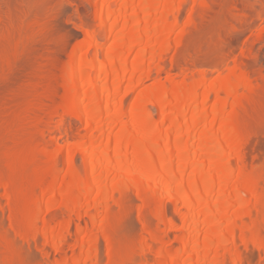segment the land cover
Returning <instances> with one entry per match:
<instances>
[{"label": "rangeland", "instance_id": "obj_1", "mask_svg": "<svg viewBox=\"0 0 264 264\" xmlns=\"http://www.w3.org/2000/svg\"><path fill=\"white\" fill-rule=\"evenodd\" d=\"M123 1L125 0H122V2L120 0H108V5L112 12V23L117 17L120 16L118 20L116 19L113 23V25H115L113 27V31L111 27L112 23L111 25L109 24L107 29H103L100 26L102 0H63L65 13L64 19L65 17L67 18L65 19V28L67 30L69 29L68 31H70L74 37L71 39L69 45L67 46V52H65V54H68H66L67 56L65 54L63 56L64 64L61 63L62 67L60 65L59 74L58 70L54 71L55 75L53 74L52 76V73H49V75H51L50 77H42L39 81H36L37 84L33 83V85L29 87V89H26V91L28 90L25 95L26 98L22 97V100L26 99L25 102H20L19 99L21 98L18 99L19 102L16 99L15 102H17L18 105L16 104V107H14L16 108L17 113L12 114L13 116L11 114L10 116H8L9 113L6 112V115H4L3 121L6 120V122L4 124L2 123V125L3 128L5 127L4 129L8 131L5 132V135L7 134L6 137L8 136V139L6 138L5 145L7 147L5 148V152L7 153L6 155L10 154L9 157L10 160H12L9 161L10 164L11 162H13L10 165V169L12 167V173L15 170L18 172L21 170V172L19 173H16L15 171L16 175H14L15 178H19V182L21 181L20 178H22L23 176L25 177L26 175L28 176V180L26 177L22 179V183L25 182L23 186H28V188H26L27 190L23 186H19V182L18 187H21L20 191H22V188H24L23 190L27 192L23 191V193L25 192L26 195L28 194L29 196L21 193L18 190L19 188L16 189L15 193V190L12 191L13 189H11L12 186L9 187V181H5L6 179L2 181L0 180V195L2 194L0 196V264H12L13 261L14 264H50L49 262H53L52 264H55V260L59 261H57L56 264H90L91 259L93 260V262L95 261L92 264H264V162L260 161L262 162L260 163L257 162V160H253V158H249L250 156H252L250 154L251 150L249 152V146L245 147L247 146L245 140L240 144L243 139H240L239 137L236 142L226 143L227 148H229L228 165L224 167L223 170H221V176H217L214 179L213 186L216 190H219L220 187L223 186L226 191L230 193V196L225 202L220 201V199L218 200V198L215 196L216 194L213 196V199L211 198L212 200L209 199L210 204L212 206L215 205V210L213 209L214 215L211 216L210 220L202 215L199 216V228L198 232H195L196 238L198 239L195 242L192 241V244H189V247L186 246L185 238H187V236L189 237L190 234L194 232L195 227L194 225H192L193 222L191 219H188V222L190 223H188L187 220L183 219V214L185 215L189 211H191L192 213V211L194 210L198 211V209H202L205 202L202 201L200 202L201 204L195 203L196 205L194 204L193 208L189 210L186 208V204L182 196H176L170 191L171 189H168L169 186L167 184V179L174 176L175 171L180 164V157L175 155L177 154V151H167L168 154L173 155V158L168 165L169 167L167 166L168 172L167 169H165L166 171L160 170V167L152 166L145 161H141L140 163L136 161V157L139 152L146 156L150 155V152L153 150V143L151 139L155 134H157V132H161L160 134H166L167 131L171 129L168 131V133L170 132L168 137L169 140L173 142L180 134V131L182 133V128H185L184 130L187 131V126L176 128L175 130L180 129V131L178 132L175 131L174 128H171V122L176 117H178V111H180L178 109L181 107L183 100L180 99L178 101L172 102L170 97L181 85L190 86L192 83V79L190 75H185L179 72V70L175 68L173 64L183 39L187 36L189 30L191 29V18L193 19L197 15V12L202 5L212 2V0H158L156 2L154 1V3L152 0V3H150L151 1H148L149 5L147 1L143 2L145 4H142L140 2L142 4L141 5L138 0H133L134 2L132 3L134 4L127 10L128 12L116 11V9H120ZM159 1L161 2L159 3ZM250 1L255 3L257 9L261 8L260 3L263 0ZM154 4L159 6H155ZM140 5L144 6V8H137V6ZM153 7H158L156 8V10L159 11H156L157 13H155L157 15H154L153 10L155 8ZM179 9V21L177 23H171V21L174 19L173 15L176 14ZM146 10L152 11L151 13L153 15L150 14V12L148 13V11L147 13H145ZM104 11H106V9ZM129 13L130 15H133V18L128 21L124 18L127 14L129 15ZM146 16H148V18H146ZM247 18L248 20L253 19V17L251 16H248ZM166 19L169 20V23L159 24L161 20L163 21ZM125 20L127 21V25L129 27L133 25V27L138 28L140 36L144 33L146 34L141 36V38H139L136 43L134 41V44L132 43V45L130 46L127 45L128 48H131H129L131 53L126 58L128 60L127 63H129L128 65H130V68L127 71L126 75H123V81L121 83L122 86L119 94H117L118 98L116 96L113 97V104L111 106L112 108H110L109 110L113 113L118 104L123 102L124 112L122 113V115H120V117H122L124 121H126L127 118L124 117L130 115V112L133 110V107L135 105H133V103H136V100L138 98H143L144 96V100L147 102V106L149 108L148 110L153 114L154 121L147 123L142 116L137 119V121H134L135 132L132 134V138L136 137V133H139L140 131L148 127L147 140L143 144V147H140L141 151L140 148H127L126 155L130 163L127 168L121 167L119 169L118 167H114L116 165V161L114 159H117V157H119V155L123 153V149L118 148L117 150L115 148V138L116 134L119 133V130L121 132L122 126H124L122 125L123 119L117 120L120 117L117 119L113 118L110 125H108L110 127H106L105 123L101 124L102 122L98 121V119H94L96 121L95 123L94 121L92 123L91 121H89V119L85 118L86 120H84V117L83 120H80V117L82 115L81 113H87V111H85V106L87 107L89 103L91 104V102L95 101L94 99L98 95L95 91L94 85L96 83L98 85L102 84V82L104 81V74H100L98 71H94L92 69L94 62L92 63L91 60L92 57L94 59L93 55L98 51L97 46L95 45H98L99 42H101L100 45L103 46L104 56L105 54L107 55V50L110 52V49H116L117 46L115 45H119L118 42L121 41V37L119 38L120 34L121 36L124 35V33L126 35L129 31L128 26L125 25ZM150 20L152 21L151 23L149 22ZM131 21H136L137 23L134 22L133 24ZM154 25H156V27H154ZM259 25H264V19L260 21L256 20L255 28H258ZM98 33L100 35H98ZM110 34H112V36ZM116 35H119L117 39ZM91 36L96 37L94 39V37L91 38ZM250 36L251 33H247L242 38V41L244 40L245 42L247 38L250 41L252 38V36L251 38ZM123 50L129 51L125 50V47ZM253 51H258L259 56L264 59V40L263 42L257 40L253 45ZM80 57H84V59H86L85 61L83 59L84 63L86 61V64L90 62L89 65H91V69L88 65L85 64L87 66L85 70L88 71L87 68L89 67L88 69L89 71L91 70V75L88 76L89 78H86L85 82L84 80H82L85 75L83 74V77L80 76L82 91L79 97V105L73 106L69 104L70 106H67L64 103L66 102L69 91L71 90L70 88L72 87L66 82L67 76L66 69L64 68L66 65L65 62H67V59L69 58L73 59L74 62H78ZM102 57L103 55H101L100 58L102 59ZM104 60L102 61L104 62ZM75 64L77 66L80 65L79 62ZM213 68L214 67H210V69ZM221 69L219 68L218 71L214 72V74L212 75V79L211 77L209 78L211 79V81H209L208 79L209 83L212 82L213 77H217V75L223 71H221ZM53 79H58L57 81L59 82L58 83L56 81V85L58 86L56 90H54L53 88V82L55 81ZM205 87L202 86L200 89L203 90V88ZM239 90L241 92H244L241 87L238 89V93H240ZM20 91H18V94ZM90 99L92 101L89 102ZM214 100L215 97L213 96L212 99L209 100L208 106H210L214 102ZM164 103L166 105H164ZM195 104L197 103L193 102L192 104H190L188 109H186V113H192V110L196 106ZM104 105L105 103H102L100 107L102 106V109H105L106 106L104 108ZM162 105L164 106L162 107ZM217 115L218 114H209L205 124L201 123L202 126L200 124L198 128L196 127L197 130L195 129L196 132L193 134L194 139L190 141L191 153L188 155L190 156L189 158L192 160L194 159L193 161H195V159L198 161L204 160L205 164L203 168L206 171L210 170L213 165L220 160L221 155L217 154L215 151H211V153H205L198 150L200 147H203V145H205L204 142L202 145V141L204 140L201 141V136L199 135L203 131H210L213 134L217 133V135L214 134V136H212V140L214 141V143L222 137L223 134L218 132L219 129H221V127L223 126L221 121L219 119L215 121L213 120ZM165 116L169 117L165 118ZM9 118L11 119V123ZM12 118L16 120L13 121ZM170 118L172 120H170ZM5 124L7 125V127L12 124L13 125L11 126V128L9 127L8 130ZM106 128H108V131H111V146L112 148H114V151L112 153L113 160H111L113 162H111V165L113 163L115 165L112 166L114 168H112L111 166V168L108 167V171H105V168H102L104 170H102V172H110L108 182L107 184H105L108 188L107 191L98 193V191L96 190L93 191L91 195V200L93 199L97 205V210H95L93 206L91 207L92 212L95 211V214L98 213V217L96 215V225L92 229H84L82 231L83 233L81 232V234L77 235L75 233L76 224L72 223L70 226V231L73 233L72 237L70 238L68 236L69 239L67 241H64V244H61L63 246L60 253L54 252L51 247L45 245V238L43 234L45 226L42 222L44 218H49V213H47L46 210H43L45 209V207H43V209H39L37 207L38 209H36L37 205L35 204L36 200L42 198L43 195H45V193L43 192H45L44 189H46L45 186L47 183H45L46 181H43V184L42 180L44 178H47V181H49L48 179H54L53 181L55 182V186L58 188L61 187V191L56 188L57 194L55 196V200L57 201L55 204L58 207L60 206L61 202V204H65V202H67L68 200V197L69 200L71 196L73 198L74 196L77 197L78 195H75V193L80 192L83 185L81 184V182L79 183L74 179L76 175H70V173L67 172L68 170L66 171V168L68 167H66L67 164L65 163V161L67 162L68 159L66 160L67 157L64 156V153L70 150L69 159L73 158L75 160L76 165H78L76 166L78 170L77 172L84 175L87 170V168L84 167V163L86 160L85 158L87 156V154L84 153V150L86 151L85 148L91 145L89 141V135L94 132V135L100 136ZM227 128L228 129L225 128L226 130H228H225V132H227L225 134L227 136H230V134L232 135V133L234 132V127L230 126V128ZM105 131H107V129ZM32 133L34 134L32 135ZM35 134L36 136H38L36 137ZM195 134L198 135L195 136ZM9 135L11 138L9 137ZM7 142H9V144ZM96 143L99 142H95V145L97 146L99 151L103 149V145H97ZM7 144L10 146H8ZM197 144H200L202 146H197ZM241 145L242 147L238 149ZM6 150L10 151L8 152ZM240 151L241 153H239ZM19 155H23L22 158H18ZM14 159H16L17 162H14ZM18 162H20L18 164V167L22 165L23 168L28 169H24L25 172L30 174H26L22 166V169L18 168L17 166V169H15L14 164L17 165ZM63 164L64 167L62 166ZM56 166L57 170L59 168L61 169L62 166V170L57 171L55 169ZM241 168L242 170H240ZM32 169L35 171L32 172ZM54 169L56 171H53ZM161 169H163L162 166ZM50 171L53 172L50 173ZM88 171L89 169L87 170V172ZM98 171L100 172V170ZM98 171L97 174H100ZM161 171H164L168 174L164 172V174H161ZM198 171L200 172L199 168L195 169V167H188L183 178L185 180H188L192 176L196 175ZM63 172H66L67 174H64ZM22 173H24V175ZM45 173H48V175L45 177L42 176L43 179L40 181L38 178H40L41 175H46ZM52 173L54 176L49 175ZM124 173H127L129 175V180L126 183L122 184L119 181L120 177H122V174ZM140 174L153 177V179L152 181H143L141 183H137L135 178L133 177H136ZM36 175H38L39 177L37 178ZM72 176H74V178H72ZM158 176H160V178ZM25 179L27 181L31 180V182H26ZM32 179L34 180V182H36L37 185L33 183ZM36 179L38 181H35ZM61 181L64 182L61 183ZM38 182H42V185ZM66 182L70 183L66 184ZM22 183L20 185H22ZM29 183H31V186H29ZM159 183H161L162 186L165 185L164 187L168 186L167 189L163 188L160 191L158 190L159 192H156L157 186L160 185ZM33 184H35L34 187ZM67 185H69V187ZM202 185V182L196 184L193 190H200L202 188ZM69 190L72 192H70ZM239 190L243 191V195L242 197L238 198L237 196H235V194L239 192ZM8 194L11 195L8 196ZM14 195L15 197H13ZM4 196H7L9 200H7L6 197L4 198ZM45 196L47 197V195ZM15 198L16 200H14ZM62 199H64V201ZM106 199L108 200L106 203L109 204L108 209L106 208V203H104ZM82 201H84V199ZM15 203H17V205ZM14 204L16 205V207ZM19 206H22L23 208ZM225 207L226 209L224 210ZM12 208H15V212ZM57 210H59V208ZM83 211L84 210H82V218L81 220H79V224L81 226H84L87 223H91L90 219L87 217L88 215L84 216ZM11 212L14 213L12 214ZM17 214L18 216L20 215L19 219ZM164 217L166 218V221H164ZM21 220L22 222H20ZM143 221H147L149 223L148 227L144 226L145 224L143 223ZM19 224L21 227H24L23 230L21 227L19 228ZM190 225L193 226L194 229L191 228ZM233 225L235 226L234 236L230 232H227L230 230V228H233ZM217 226L223 228L220 236L218 238L216 237L214 239H211L210 245L212 246H208L210 248L204 247L205 244L203 245V243L207 238V234L209 235L210 232H214ZM54 227L55 228H53V230L55 232L57 230V232L60 234L61 232L65 233V230V234L68 235L67 227H65V225H63V228L61 225H59L58 227ZM61 229L64 230L62 231ZM125 229L128 230L126 231ZM25 230L29 231L28 234L25 235L26 237L22 234L23 231L24 234L27 233ZM31 238L36 240L40 239V241L37 240V243L38 245L42 246L36 247L34 244L35 241ZM91 243L95 245L93 246ZM28 246L31 249V253L29 252L30 249L28 248ZM42 250L51 251L50 259H47L44 255L42 256V254L44 253ZM93 251L96 252L93 253ZM25 253L27 256L25 255ZM59 254H62V258ZM4 258L6 259L4 260ZM4 261L6 263H4ZM7 261L12 262L9 263Z\"/></svg>", "mask_w": 264, "mask_h": 264}, {"label": "bare ground", "instance_id": "obj_2", "mask_svg": "<svg viewBox=\"0 0 264 264\" xmlns=\"http://www.w3.org/2000/svg\"><path fill=\"white\" fill-rule=\"evenodd\" d=\"M120 1L122 2V0H120ZM138 1H139V3L141 2L142 4H145L143 2H146V1H147V3H148V1H151L150 3H152V0H138ZM154 1L156 2L158 0H153V3H154ZM132 2H134V1L133 0L123 1V4L121 5L120 9L119 10L116 9V11H118V12L119 11H127L134 4ZM160 2L161 1H159V3ZM252 3L253 2H251L250 0H212V2L202 5L200 7V9L198 10L197 15L193 19L191 18V21H190L191 22V29L189 30L187 36L182 41V44L178 50V54L174 60L173 66L175 68H177L179 70V72H181L182 74L190 75L191 79H192V83L190 86L189 85L188 86L187 85L186 86L181 85L178 89H176V91L170 97L172 102L178 101L180 99L183 100V103L181 100L182 105L180 104L181 107L178 109V110H180V111H178L179 112L177 115L178 117H176L174 120H172L170 118V120H172V122H171L172 127L171 128H174V130H175L176 128H180L182 126H187L186 127L187 131L184 130L185 128L181 129L184 131V132L182 131V133H181L180 129L175 130L177 132L180 131V134L176 137V139L173 142H171L169 140V137H168V135L170 133V132L168 133V131L171 129H169L166 134L165 133L160 134L161 132L160 133L157 132V134H155L151 139L152 143H153V150L150 152V155L146 156V155L139 152V154L136 157V161L139 163L141 161H145L152 166L160 167V170L167 169V172H168V167H169L168 165L170 164V161L173 158V155L168 154L167 151H169V150H176L177 151L176 152L177 154H175V155L180 157L179 158L180 164L177 167L174 176L167 179V181H168L167 184L169 186L168 189H171L170 191L174 195L182 196V198L185 201L186 208L189 210H191L193 208V205L195 203L201 204L200 202H202V201L205 202L203 208L201 207L202 209H200V210L198 209V211L194 210V211H192V213H191V211H189L185 215L183 214V219L187 220V222L189 221L188 219H191L193 222V224L192 223L191 224L194 225V227H195V229H194V227L190 225L191 228L194 229V232H193L194 234L189 233L190 236L189 237L187 236V238H185V243H186L187 247H189V244L190 245L192 244L191 243L192 241L195 242L198 239V238H196V233L198 232V228H199V216L202 215L205 218L210 220L211 216L214 215V210H215L214 206L215 205L212 206L210 204V200L213 199V196L216 194L215 196L218 198V200L220 199V201H222V202L223 201L225 202L227 200V198L230 196L229 195L230 193L227 192L223 186L220 187V189L218 188L219 190H216L213 186L214 179L217 176H221V172H222L221 170H223V168L228 165L229 148H227L226 143L236 142L238 140V138L240 137V139L241 138L243 139L240 142V144L245 140V143L247 145L245 147L249 146V148H248L249 152L251 150L250 154L252 156L249 155L250 156L249 158L250 159L253 158V160H257V162H260V161L264 162V59L259 56V53H258L259 50L255 51V52L253 51L254 43L257 40L262 41V42L264 40V25H259L258 28H255L256 27L255 26L256 20L260 21V20L264 19V0L260 3V5H261L260 9L256 8L255 3H253V4ZM63 4H64L63 0H0V8H1V13H0V24H1L0 25V180L2 181V180L6 179L5 181H9L8 185H9V187L12 186L11 189H13L12 191L15 190V193H16V189L19 188L18 190L20 191L21 187H18L19 178H15V176H14V175H16L15 174L16 170L13 173L11 172L12 167L10 169V165L13 162H11V164L9 162V161H12V160H10V157H9L10 154L8 153L9 155H6L7 153L5 152V148L7 147L5 145L6 144V138L8 139V136L6 137L7 134L5 135V132H8V131L5 130L4 129L5 127L3 128V125H2V123L4 124L6 122V120L3 121L4 115H6L5 114L6 112L9 113V115L7 114L8 116H10V114L12 115V114L17 113L15 105L16 104L18 105V103L15 102L16 99L18 102H19V100H20V102H25L26 99L22 100V97L23 98L25 97V95L28 91V90L26 91V89L27 88L29 89V87H31V85H33V83H36V81H39L40 78H42V77H44V78L50 77L51 75H49V73H52V76H53V74L55 73L54 71L58 70V74H59V71H60L59 67H60L61 63L64 64L63 56H64L65 52H67L66 51L67 46L69 45V42L71 41V39L74 37L73 34L70 31H68L69 29L67 30L65 28V23H66L65 19H67V18L65 17V19H64L65 13H64V7H63L64 5ZM101 5H102V14L100 17V26L103 29H107L109 24L111 25V23H112V21H111V13L112 12L109 8L108 0H102ZM136 5H139V4H136ZM141 5L137 6V8L138 7H139V9H142V7L144 8V6H141ZM148 5H149V3H148ZM155 6H159V5H155ZM153 8H155L154 10L152 9L154 12V15H157L155 13H157L156 11H159V10H156V8H158V7H153ZM105 9H106V11H104ZM147 11H148V13L150 12V14H152L151 13L152 11H149V10H146L145 13H147ZM135 12H137V11H135ZM179 12H180V9L177 11L176 14L173 15L174 19L171 21V23H177L179 21L178 20L179 19L178 18ZM119 15H122V14H119ZM127 15L125 16L124 19H127L129 21L131 18H133L132 14L130 15V13H129V15L128 16ZM248 16L253 17V19L251 18L252 20H248V18H247ZM119 17H117L116 19L118 20ZM146 18H148V16H146ZM115 20L113 21V23L115 22ZM134 22H136V21H134ZM134 22H132V23L134 24ZM149 22L151 23L152 21L150 20ZM113 23H112L111 27H112V30L114 31L113 27L115 25H113ZM167 23H169L168 19L163 20V21L161 20V22L159 24H167ZM125 25L128 26L127 21L125 22ZM151 27H153V26H151ZM154 27H156V25H154ZM128 30L129 31L126 35H125V33L122 36H121V34H120V36L116 35V39L118 38V36H119V38L121 37L120 38L121 41L118 42L119 45H117V44L115 45V46H117L118 49L112 48V49H110V52L107 50V52H106L107 55L105 54V56L103 54V46L100 45L101 42H99L98 45H95V46H97L98 51L96 52V54L93 55L94 59L92 57L91 61H92V63L94 62L92 69L94 71L95 70L98 71L100 74L101 73L104 74V81L102 82V84H99V85L96 83L97 87H96V84L94 85L95 91L98 95L95 99L92 98L95 101L91 102V104L89 103V105H87V107L85 106V108H86L85 111H87V113H85V114L81 113L82 115L80 117V120L81 119L83 120V117H84V120L89 119V121H91L92 123L94 121V123H95L96 120H94V119H98V121L102 122L101 124L105 123V125L107 127L108 125H110L113 118H115V119L119 118L120 115H122V113L124 112L123 102L119 103L120 105L118 104L117 107L115 106L116 107V109H114L115 113L114 112L112 113L109 109L112 108L111 106L113 104V97H115V96L117 97V94H119V92H120V89L122 86L121 83L123 81V79H122L123 75H126L127 71L130 68V65H128L129 63H127L128 60L126 58L131 53V51H130L131 48L129 47L130 48L129 49L127 47V45L130 46V45H132V43L134 44V41L136 43L139 40V38H141V36L146 34V33L142 34L143 33L142 32L143 30H142L141 31L142 35L140 36L139 32H138V28L133 27V25H131L130 27L128 26ZM251 31H253V32H251ZM249 32L251 33V36L253 39L250 36V38H251L250 41L248 40L247 37H246L247 40H245V42H244V40L242 41V38ZM98 35H100V34L98 33ZM110 35L112 36V34H110ZM93 37L94 36H91V38H93ZM95 37H94V39H95ZM135 39H137V40H135ZM142 40H140V41H142ZM116 42H117V40H116ZM124 47H125V50H129V51H124L123 50ZM66 54H68V53H66ZM100 54L103 55L102 59L100 58L101 57ZM71 58L67 59L68 61L65 62L66 65L64 67L66 69V76H67L66 82L69 85H71V87H72V88H70L71 90L69 91L67 100L65 99L66 102L64 104L67 106L69 104L73 105V106H78L80 103L79 97H80L81 91H82L81 90L82 89V87H81L82 83L80 84V76H82L83 74L85 75V77L82 79L85 82L86 78H89L88 76L91 75V70L89 71V69H88L89 67L91 69V65H89L90 62H88L86 64L87 61L84 63V61L86 59H84V57H80L81 61H80V59L78 61L80 65L77 66L75 63H78V62L77 61L74 62L73 59H71ZM83 59H84V61H83ZM102 60H104V62ZM121 62H122V64H121ZM102 63H103V65H102ZM104 63H106V64H104ZM85 64L89 66L87 68L88 71L85 70L87 67ZM61 67H62V65H61ZM210 67H214V68L210 69ZM219 68L220 69L222 68L221 71L222 70L223 71L221 73H219L217 75V77H215V78L213 77L212 82L209 83V81H211V79H212V75L214 74V72L218 71ZM132 69H133V67H132ZM61 74H62V72H61ZM58 77H56V78H58ZM210 77H211V79H209ZM208 79H209V81H208ZM53 80H55L53 82L54 83L53 88H54V90H56L58 88V86L56 85V81L58 79H53ZM52 81H51V83H52ZM202 86L203 87L206 86V87L203 88V90H202V89H200ZM240 87L244 90V92L243 91L241 92L239 90L240 93H238V89ZM22 89L25 91H23ZM20 90H22L24 92V94ZM18 91H20L19 94H18ZM55 94H57V93H55ZM213 96L215 97V100L210 106H208L209 100H211ZM19 98H21V99H19ZM90 101H92V100L90 99L89 102ZM136 101H135L136 103H133V105L134 104L135 105L133 107V110L131 111L132 113L130 112V115L125 116V117L123 115L124 118H127L126 121H124V119L122 117L117 119V120L123 119L122 125H124V126H122L121 132L119 130V133H117L118 135L116 134V138H115V140H116V147L115 148L117 150H118V148L123 149V153H121L119 155V157H117V159L116 158L114 159L116 161V165L114 163L111 165V162H113L111 160H113L112 159V153L114 151V148H112V146H111L112 145L111 144L112 143L111 131H108V128H106L107 131H105L106 130L105 129L103 131V133H101L100 136L98 135L99 137L94 135V132L89 135V141H90L91 145L89 147L85 148L86 151L84 150V153L87 154V156L85 158L86 160L84 163V167L87 168V170L89 169V171L87 172V170H86V173L84 175L77 172L78 170H77L76 166H78V165H76L75 160L72 157H71L72 159H69V157H70L69 151L70 150H68L64 153V156L67 157V158L65 157L66 160L68 159L67 162L65 161V163L67 164L66 167H68V168H66V171L68 170L67 172H69L70 175H72V174L76 175L75 178H74V176H72V178H74L79 183L81 182V184L83 185L80 192L75 193V195L76 194L78 195L77 197L74 196V198H73L70 195L71 196L70 200L68 197L67 198L68 200H67V202H65V204H61L62 203L61 202L59 207L56 206L55 203L57 200H55V196L57 194L56 188H58V187L55 186V182L53 181L54 179L53 180L48 179L49 181H47V178H44L46 180H44L42 178V176L43 177L47 176L48 173L47 174L45 173L46 175H41L40 178H38L39 176L36 175V177L40 181L43 179L42 182L46 181L45 183H47L45 186L46 189H44L45 192L42 191L43 193H45V195H47V197L45 195H43L42 198L36 200L35 204L37 205L36 209H38V208L43 209V207H45V209H43V210H46V212L49 213V216L46 215L49 218L48 219L44 218L43 222H42L43 225L45 226V230H44L43 234H44V238H45L44 239L45 245H48L49 247H51L54 250V252L60 253V251H62V246H63L61 244L64 241H67L69 239V237L70 238L72 237L73 233L70 231V226L72 223L76 224L75 233L77 235L81 234V232L84 229H92L95 227L96 219L98 217V215H97L98 213L95 214V211L92 212V210H91L92 206L95 210H97V205L93 199L91 200V195H92L93 191H96V190L98 191V193L99 192L101 193L102 191L103 192L107 191L108 188L106 187L105 184H107V182H108L109 173H110V172H106V173L102 172V170H103L102 168H105L104 169L105 171H108V167L111 168L114 165H115L114 166L115 168L118 167L119 169L121 167L127 168L129 163H130L128 160V157L126 155L127 148H129V147L140 148L141 146L143 147V144L147 140V132H148L147 128L148 127L145 128L144 130L140 131L139 133H136V137L132 138V134L135 132V130H134L135 129V127H134L135 122L134 121H137V119H139L141 116L144 117V120L147 123L154 121L153 114L148 110L149 108L147 106V102L144 100V96H143V98L142 97L138 98ZM193 102H196L197 104H195L196 106L194 107V109L192 108L193 109L192 113L191 112H189L190 114L186 113L187 112L186 109H188L189 105L192 104ZM102 103H105V105H104V108L106 106L105 109H102V106L100 107V105ZM164 105H166V104L164 103ZM164 105H162V107ZM19 108H20V106H19ZM184 111H185V113H184ZM179 114H180V116H179ZM209 114H218L213 120L215 121V120L219 119L221 121L223 126L221 127V129H219L218 132L222 133L223 135L215 143L212 140L213 139L212 136H214V134L217 135V133L213 134L210 131H208V132L203 131L199 135V136H201L200 137L201 141L204 140V141H202V145H203V142L205 145H203V147H200L198 150L205 152V153H211V151H215L217 154L221 155L220 160L217 161L210 170L206 171L203 168L204 164H205L204 160L198 161L195 159V161H193L194 159L193 160L190 159L189 158L190 156H188V155L191 153L190 141L194 139L193 134L197 130L196 127L198 128L201 123L205 124V122L208 119ZM15 116H14V118H15ZM6 117H5V119H6ZM167 117H169V116H167ZM167 117L165 116V118H167ZM15 120L13 119V121H15ZM131 121L134 123H132ZM7 122H9V121H7ZM10 123H11V119H10ZM12 125H10L9 127L11 128ZM201 126H202V124H201ZM230 126L234 127V129H233L234 132L232 133V135L230 134V136H227L225 134V133H227V132H225V130L228 129L227 127L230 128ZM6 127H7V125H6ZM9 127H7L8 130H9ZM108 127H110V126H108ZM69 131H72V130H69ZM226 131H228V130H226ZM10 134H12V133H10ZM33 134L34 133H32V135ZM158 134H160V135H158ZM196 135H198V134H195V136ZM35 136H36V134H35ZM231 136H232V138H231ZM9 137H10V135H9ZM12 138H13V136H12ZM24 138H26V137H24ZM14 140H15V138H14ZM16 141H17V139H16ZM96 141L99 142V143H96L97 145L99 144V145L104 146L103 149H101L100 151L98 150L97 146L95 145ZM201 141H200V143H201ZM9 142H7V143L9 144ZM199 145L197 144V146H199ZM202 145H200V146H202ZM8 146H10V145H8ZM241 147H242V145L238 149H240ZM20 150H21V147H20ZM6 151H8V150H6ZM140 151H141V148H140ZM13 153H14V151H13ZM174 153H175V151H174ZM239 153H241V151ZM15 156H17V155H15ZM22 156L19 155L18 158L19 157L22 158ZM242 157H243V155H242ZM188 158H189V160H188ZM247 158H248V156H247ZM16 159H14L13 161L15 162ZM252 162H251V164H252ZM19 163L20 162H18L17 165L14 164L15 169H17L16 166L18 167ZM21 163H22V161H21ZM260 163H262V162H260ZM21 166H19L18 168H21ZM57 166H58V164H57ZM57 166L55 168L56 170H57ZM62 166L64 167V164ZM62 166H61V169L59 168L58 170H62ZM161 166L163 169H161ZM163 166L164 167L168 166V167L164 168ZM99 167H100V169H99ZM114 167H112V168H114ZM188 167H191V168L195 167V169L199 168L200 172L198 171L196 175L192 176L188 180H185L183 178V176L185 174V171H187ZM22 168H23V166H22ZM106 168H107V170H106ZM24 169H26V168H23V170ZM55 169L53 171H56ZM13 170H14V167H13ZM23 170H22V172H23ZM26 170H28V169H26ZM98 170H100V172ZM240 170H242V168ZM34 171L35 170H33L32 172H34ZM53 171H50V173ZM97 171L100 174H97ZM19 172H21V170ZM19 172L16 171V173H19ZM24 172H25V170H24ZM76 172H77V174H76ZM163 172L161 171V174ZM35 173H37V172H35ZM164 173H166V172H164ZM22 174L24 175V173H22ZM26 174H30V173H26ZM64 174H67V173L65 172ZM166 174H168V173H166ZM49 175H53V173L49 174ZM122 175L123 176L120 177L119 182L123 184L129 180V175L127 173H124ZM25 177L28 180V176L26 175ZM25 177L23 176L22 178H20V180H21L19 182L20 184L22 183V179H24ZM158 177L160 178V176H158ZM133 178H135L137 183H141L143 181H146V182L152 181V179H153V177L141 175V174L137 175L136 177H133ZM63 179H65V178H63ZM27 180L25 179L26 182H31V180L30 181H27ZM32 181H33V183L36 184V182H34L33 179H32ZM35 181H38V180L36 179ZM23 182H24V180H23ZM42 182L39 184L42 185ZM44 182H43V184H44ZM62 182H64V181H61V183ZM200 182L203 183L202 188L198 191H194L193 190L194 186ZM24 183H22V185L19 184V186H23ZM69 183L66 182V184H69ZM35 184H33V187ZM159 184L161 185V183H159ZM162 184H163V182H162ZM176 184H177V186H176ZM3 185H4V183H3ZM63 185H65V184H63ZM63 185H62V187H63ZM160 185L157 186L156 192L158 190L159 191L162 190L163 188L167 189V187H168V186L164 187L165 185H163V186L162 185L160 186ZM29 186H31V183H29ZM67 186L69 187V185H67ZM24 188L26 189V188H28V186H25ZM24 188H22V191H20L21 193H23V191H25V190H23ZM58 189L60 190L61 187H59ZM25 192H27V191H25ZM25 192L23 194L26 195ZM70 192H72V191H70ZM9 193H11V192H9ZM15 193H13V194H15ZM29 194H30V191H29ZM10 195L8 194V196H10ZM18 195H20V194H18ZM242 195H243L242 190L241 191L239 190V192H237L235 194V196H237L238 198L242 197ZM5 197L7 198V196H4V198ZM13 197H15V195ZM18 198H17V200H18ZM83 199H84V201H82ZM7 200H9V198H7ZM14 200H16V198ZM62 200L64 201V199H62ZM21 201H23V200H21ZM107 201L108 200L106 199L104 203H106ZM17 203H15V204L17 205ZM16 205H15V207H16ZM108 205L109 204L106 203L107 209L109 208ZM55 206H56V208L58 207L59 210H57L58 208L56 209ZM19 207H22V206H19ZM12 209L15 212V208H12ZM225 209H226V207L224 208V210ZM82 210H84L83 211L84 216L88 215L87 217L91 221V223H89V224L85 223L86 225H84V226H81L79 224V220H81V218H82L81 217L82 216ZM16 211H18V210H16ZM36 211H38V210H36ZM222 213H224V212H222ZM24 214H26V213H24ZM96 215H97V217H96ZM17 216H18V214H17ZM19 217H20V215L18 216V219H19ZM15 218H17V217H15ZM164 221H166L165 217H164ZM15 222H17V221H15ZM20 222H22V220ZM20 222H18V223H20ZM18 223H17V225H18ZM143 223L145 224L144 226L148 227L149 223L147 221H143ZM188 223H190V222H188ZM62 224L65 225V227H67L68 235L65 234L66 231L64 229H61V230L62 231L64 230L65 233L61 232L60 234L57 232V230H56V232L53 230V228H55L54 226L58 227L59 225H61L63 228ZM12 226H15V225H12ZM220 226H217V228L214 232L212 231V232H210L209 235L207 234V238H206V240H204L205 242L203 241L204 242L203 245L205 244L204 247H208L210 245L211 239H214L216 237L218 238L220 236V233L222 232V229H223ZM20 227L21 226L19 224V228ZM232 227L233 228H230V230L227 232H230L234 236L235 235V231H234L235 226L233 225ZM21 228L23 230L24 227H21ZM26 230H28V229H26ZM223 231H225V230H223ZM23 232H22V234L25 236L26 234H28L29 231H26L27 233H25V234ZM28 237H30V236H28ZM33 238H34V236H33ZM33 238H31V239H33ZM42 239H43V237H42ZM33 240L35 241L34 244L36 247L42 246V245H38V243H37V240L40 241V239H37V240L33 239ZM219 240H220V238H219ZM94 242H95V240H94ZM39 244H41V243H39ZM71 246H72V244H71ZM96 246H97V244H96ZM210 246H212V245H210ZM28 248H29V246H28ZM208 248H210V247H208ZM40 251H41V249H40ZM29 252L31 253V249ZM43 252L44 253L42 254V256L44 255L47 259H50L51 251H48V250L45 251L44 250ZM94 252H96V251H93V253ZM26 253H25V255H26ZM61 255H60V257H61ZM1 258H2V256H1ZM5 259L6 258H4V260ZM11 259H9V260H11ZM12 261H10V262L7 261V262L11 263ZM57 261L55 260L54 263L56 264ZM13 262H12V264H14ZM94 262L92 259L90 260V264H92ZM4 263H6V262L4 261ZM49 263L52 264L53 262L52 263L49 262ZM57 264H61V263H57ZM87 264H89V263H87Z\"/></svg>", "mask_w": 264, "mask_h": 264}]
</instances>
